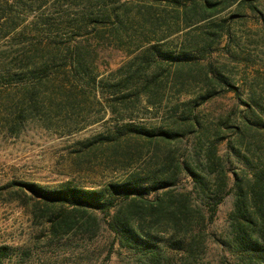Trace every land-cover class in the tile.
Returning <instances> with one entry per match:
<instances>
[{"label": "rangeland", "instance_id": "obj_1", "mask_svg": "<svg viewBox=\"0 0 264 264\" xmlns=\"http://www.w3.org/2000/svg\"><path fill=\"white\" fill-rule=\"evenodd\" d=\"M207 3L212 14L203 12ZM72 35L91 53L97 89L63 110L51 111L39 99V110L27 113L17 133L6 124L11 110L0 111V246L7 248L2 264H238L225 243L231 194L202 234L173 233L150 225L146 214L134 215L131 223L148 233L149 250L161 254L154 261L145 248L131 249L116 238L101 214L95 232L85 217H76L72 230L53 235L48 220L57 207L20 184L99 191L133 178L173 175V185L158 186L156 194L191 193V205L202 208L213 197L216 172L203 173V195L177 165L196 164L202 171L214 150L212 161L221 160L229 177L226 191L233 177L264 167V0H0V69L23 48L71 43ZM147 52L148 80L154 73L159 80L148 98L116 102L112 113L103 87L133 72ZM182 58L184 66L177 64ZM248 118L257 128L239 133ZM126 123L176 136L145 143L116 133Z\"/></svg>", "mask_w": 264, "mask_h": 264}, {"label": "trees", "instance_id": "obj_2", "mask_svg": "<svg viewBox=\"0 0 264 264\" xmlns=\"http://www.w3.org/2000/svg\"><path fill=\"white\" fill-rule=\"evenodd\" d=\"M206 7L207 10L203 9V12L212 14L211 4L207 3ZM70 40L71 43L51 40L41 48H23L19 56L11 57L8 64L0 69L2 89L0 111L6 115L8 108L11 110L6 117V124L10 130L17 133L27 118V113L39 110V99L45 100L51 111L57 110L60 106L63 110L71 105V100H78L86 91L92 92L97 89L100 81H97L90 51L76 41L73 35ZM151 55V52L145 53L133 72L114 84L103 87L106 106L112 113L116 111V102L123 105L131 101L139 102L143 97L148 98L150 86L159 80V75L155 73L151 75V80H148L145 71L151 62ZM177 64L184 66V59ZM176 77L177 75L175 79ZM214 80L224 82L219 76H215ZM229 87L237 96L238 91L233 86ZM241 122L243 127L239 133L257 128L256 122L249 118L242 119ZM187 123L184 122V126H188ZM190 126L193 124L190 123ZM116 133L150 144H157L159 141L166 143L176 136V132L173 131L147 129L133 123L120 126ZM100 139L104 141L102 137ZM213 155L214 150H210L209 164H203L205 168L202 171L197 170L196 164H185L183 167L177 165L180 174L189 177L194 187L203 195L208 190L207 174L203 173L207 169L213 170H210L212 173L216 172L213 197L210 198V202L203 204L202 208L191 205L189 197L191 193L183 191L173 193L167 190L160 195L156 194L158 186L173 185L175 181L173 175L158 181L133 178L121 184H109L99 191L68 185L55 190H45L25 183L20 186L27 188L46 206L57 207L56 216L48 220L53 235L72 230L76 217H85L88 228L95 232L99 228L96 214H101L116 238L131 249L145 248L154 261H159L161 254L149 250L150 244L145 240L148 233L143 232L140 224L131 223L134 215L146 214L150 225H165L173 233L187 234L197 230L202 234L206 223L213 220L224 196L231 194L233 203L229 214L226 246L236 256L238 264L260 263L264 259V167L252 172L249 177H233L226 191L229 177L221 160L216 158V161H212ZM150 194L153 195L152 198H148ZM124 201H128L126 206L123 205ZM6 257L7 248L0 246V264Z\"/></svg>", "mask_w": 264, "mask_h": 264}]
</instances>
